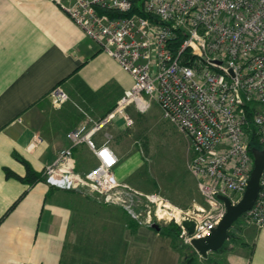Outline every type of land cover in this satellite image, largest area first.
Masks as SVG:
<instances>
[{
    "label": "built area",
    "instance_id": "obj_1",
    "mask_svg": "<svg viewBox=\"0 0 264 264\" xmlns=\"http://www.w3.org/2000/svg\"><path fill=\"white\" fill-rule=\"evenodd\" d=\"M53 1L130 73L133 84L105 116L85 111L86 118L67 133L68 145L45 166L44 180L60 189L89 188L122 205L139 225H154L152 211L140 219L120 190L126 185L116 175L119 157L110 130L116 118L134 123L130 105L145 112L153 101L189 140V169L209 203L180 208L154 194L149 199L157 204L155 216L180 225L186 243L209 235L227 211L219 195L237 204L246 191L253 136L264 150V0ZM52 93L58 101L67 97L59 86ZM99 131L101 144L95 140ZM83 144L97 162L81 174L74 152ZM241 217L264 226V169L257 199ZM185 220L194 223L193 233L182 225Z\"/></svg>",
    "mask_w": 264,
    "mask_h": 264
},
{
    "label": "crops",
    "instance_id": "obj_2",
    "mask_svg": "<svg viewBox=\"0 0 264 264\" xmlns=\"http://www.w3.org/2000/svg\"><path fill=\"white\" fill-rule=\"evenodd\" d=\"M84 84L94 94L81 92L83 105L88 96L104 93L113 97L110 108L131 88L133 78L114 57L96 48L55 1L0 0V264H62L77 193L57 189L44 178L28 183L7 177L5 167L25 175L21 157L43 174L78 123L76 110L67 104L57 116L44 117L43 101L58 85L70 90ZM138 109L130 105L127 110L134 114ZM121 122L125 125L122 118L116 119L110 130L115 135L111 147L119 157L116 175L124 180L137 159L127 155L121 160L116 144ZM95 140L103 142V131ZM74 158L75 171L81 174L97 162L85 144L75 150ZM248 228L251 241L242 263L264 264V226ZM128 231L134 246L144 250L143 264H181L172 236L145 224Z\"/></svg>",
    "mask_w": 264,
    "mask_h": 264
},
{
    "label": "rangeland",
    "instance_id": "obj_3",
    "mask_svg": "<svg viewBox=\"0 0 264 264\" xmlns=\"http://www.w3.org/2000/svg\"><path fill=\"white\" fill-rule=\"evenodd\" d=\"M95 46L99 48L96 44ZM58 86L67 94L64 101H58L57 97L53 96L52 92ZM58 86L54 87L48 99L43 101L44 117L57 116L61 106L67 104V108L76 110L78 126L86 118L85 111L98 119L117 104L116 101L110 108H106L111 105L110 98L113 97L103 93L88 96L86 105H83V96L80 93L85 91ZM147 102L152 104L148 112L147 105L145 112L138 109L136 113L130 114L134 118L131 126L122 122L118 124L121 126L119 132L123 130L116 141L121 160L127 155H135L138 160L134 171L127 178L118 179L126 185L120 187V190L130 199L133 211L141 213L140 219L144 220L151 210L155 224L160 227L155 229L161 230V227L175 222L157 219V204L151 201L149 196L158 195L180 208H190L195 203L209 207V203L199 191L197 178L189 169L193 155L189 140L163 117V112L156 102ZM74 128L75 126L72 127ZM88 162L91 167L94 159L90 158ZM66 191L77 193V202L62 264H143L144 250L134 246V240L128 234L127 215L137 221L128 210L118 203L105 202L100 194L89 188ZM251 225L253 224L240 217L230 228L231 236L223 247L210 251L206 256L200 254L192 244L183 241V244H186L184 264H189L187 262L191 257V264H244L242 261L251 241L247 231ZM152 227L154 228V225Z\"/></svg>",
    "mask_w": 264,
    "mask_h": 264
},
{
    "label": "water",
    "instance_id": "obj_4",
    "mask_svg": "<svg viewBox=\"0 0 264 264\" xmlns=\"http://www.w3.org/2000/svg\"><path fill=\"white\" fill-rule=\"evenodd\" d=\"M251 151L254 155V167L242 199L237 204H232L229 197L219 195L220 199L225 202L227 208L224 217L209 235L192 240V245L203 256H206L210 251H215L223 247L226 240L230 237V228L232 225L253 207L257 199L260 190V177L264 169V150L259 147H252ZM182 225L190 233H193L195 225L192 221L185 220ZM154 228L160 229L157 224H154Z\"/></svg>",
    "mask_w": 264,
    "mask_h": 264
},
{
    "label": "trees",
    "instance_id": "obj_5",
    "mask_svg": "<svg viewBox=\"0 0 264 264\" xmlns=\"http://www.w3.org/2000/svg\"><path fill=\"white\" fill-rule=\"evenodd\" d=\"M131 13H132V11L127 13V14H131ZM123 15H125V14H123ZM80 89L85 91V92H88L90 94H94V92L90 88H88L85 84L82 87H80ZM252 147H260L256 136H253L251 139L250 148H252ZM20 160H22L24 162V164L26 165V168H27L26 174L22 176V175L16 173L15 171L11 170L10 168L5 167V172H6L7 177H11V176L17 177L21 181L28 182V183H35V182L43 179L42 173L35 171L32 168V166L27 161L22 159L21 157H20ZM127 217H128L127 218V227L130 228L132 231H135L137 229V227L139 226V223L137 221H135V219L129 217L128 215H127ZM159 231H162L163 233H166V234L173 237L174 246L180 250V253L182 256L181 264H184V258L183 257L185 255L184 249L186 247L185 246L186 244H183L184 239L180 238L181 237L180 236L181 235L180 225H178L177 223H172L169 226L161 227V230H159ZM230 236H231V231H230ZM192 260H193V258L191 257L187 263L191 264ZM62 262H63V260H62Z\"/></svg>",
    "mask_w": 264,
    "mask_h": 264
}]
</instances>
